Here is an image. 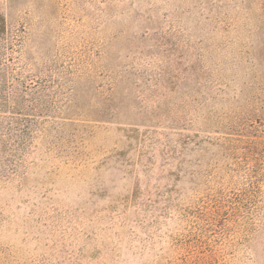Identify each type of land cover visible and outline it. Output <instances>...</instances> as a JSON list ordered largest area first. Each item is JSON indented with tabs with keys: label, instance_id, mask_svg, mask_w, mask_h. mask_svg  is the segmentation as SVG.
<instances>
[{
	"label": "rangeland",
	"instance_id": "obj_1",
	"mask_svg": "<svg viewBox=\"0 0 264 264\" xmlns=\"http://www.w3.org/2000/svg\"><path fill=\"white\" fill-rule=\"evenodd\" d=\"M0 23V117H24L0 264H264V0H0Z\"/></svg>",
	"mask_w": 264,
	"mask_h": 264
},
{
	"label": "trees",
	"instance_id": "obj_2",
	"mask_svg": "<svg viewBox=\"0 0 264 264\" xmlns=\"http://www.w3.org/2000/svg\"><path fill=\"white\" fill-rule=\"evenodd\" d=\"M1 27H2V25L0 23V34H1V31H2ZM1 71H2V68L0 67V107L4 108L5 106H7V102H10L11 99L9 98L8 95L3 94L2 86L4 84V81L2 80V72ZM12 109L15 110L16 107H13ZM20 111H21V109H19V108H18L17 112L10 111V112H12L13 115H10V116H12V118H8V120L5 117H0V131L1 130L2 131H9V130H12L13 128L21 130L20 128H18L17 125L13 126L14 123L18 122V120H22L24 118V117H21V112ZM4 119H6V121L8 123L7 126L3 125L5 123ZM32 120L34 121V118L30 117L29 120H27V121L31 122ZM26 126H28V125H26ZM22 131H24V129Z\"/></svg>",
	"mask_w": 264,
	"mask_h": 264
}]
</instances>
